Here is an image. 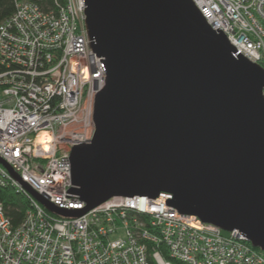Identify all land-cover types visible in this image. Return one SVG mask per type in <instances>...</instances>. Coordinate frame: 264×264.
Instances as JSON below:
<instances>
[{"label":"water","instance_id":"obj_1","mask_svg":"<svg viewBox=\"0 0 264 264\" xmlns=\"http://www.w3.org/2000/svg\"><path fill=\"white\" fill-rule=\"evenodd\" d=\"M84 3L89 46L106 74L93 139L69 157L67 193L86 207L33 196L82 217L113 198L168 193L167 206L237 230L264 252V68L212 29L193 0Z\"/></svg>","mask_w":264,"mask_h":264},{"label":"built area","instance_id":"obj_2","mask_svg":"<svg viewBox=\"0 0 264 264\" xmlns=\"http://www.w3.org/2000/svg\"><path fill=\"white\" fill-rule=\"evenodd\" d=\"M193 2L212 29L264 68V0ZM15 4L0 25V158L12 170L0 163V187L28 205L15 225L0 200V264H264V252L239 231L167 206L172 194L113 198L82 217L61 216L33 196L63 210L86 207L67 193L75 188L69 157L93 139L106 74L89 46L84 0Z\"/></svg>","mask_w":264,"mask_h":264},{"label":"trees","instance_id":"obj_3","mask_svg":"<svg viewBox=\"0 0 264 264\" xmlns=\"http://www.w3.org/2000/svg\"><path fill=\"white\" fill-rule=\"evenodd\" d=\"M52 4L53 0H48ZM15 0H0V25L10 18L15 12ZM0 200L3 202L7 215L13 220L15 225L19 224L24 216L28 202L24 196L9 188L0 187ZM263 252L259 248H255ZM173 264H186L179 260L171 259Z\"/></svg>","mask_w":264,"mask_h":264},{"label":"bare ground","instance_id":"obj_4","mask_svg":"<svg viewBox=\"0 0 264 264\" xmlns=\"http://www.w3.org/2000/svg\"><path fill=\"white\" fill-rule=\"evenodd\" d=\"M48 140H50V137L43 136V137H41L40 142L46 143V142H48Z\"/></svg>","mask_w":264,"mask_h":264}]
</instances>
